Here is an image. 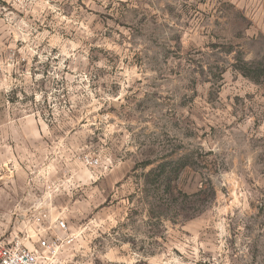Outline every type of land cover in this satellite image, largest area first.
<instances>
[{"label": "rangeland", "instance_id": "1", "mask_svg": "<svg viewBox=\"0 0 264 264\" xmlns=\"http://www.w3.org/2000/svg\"><path fill=\"white\" fill-rule=\"evenodd\" d=\"M0 50V122L38 115L0 237L38 207L74 236L54 264H264V0H0Z\"/></svg>", "mask_w": 264, "mask_h": 264}, {"label": "crops", "instance_id": "2", "mask_svg": "<svg viewBox=\"0 0 264 264\" xmlns=\"http://www.w3.org/2000/svg\"><path fill=\"white\" fill-rule=\"evenodd\" d=\"M7 18L9 20L10 15ZM7 34L8 42L6 45L11 49L15 45L13 41L16 37L11 32ZM25 35L28 36L26 38H32L34 34L30 35L28 33ZM17 53L23 57L24 62L21 63V67L24 73L33 69L38 70L37 46L29 47L24 45L17 49ZM4 115L6 117L4 116L2 122H0V178H10L12 174L15 180L16 176L23 174L24 166H22L19 160L28 161V163H25V169H29L31 174L38 176V163L36 161L38 155V115L36 113L16 114L13 116L11 114ZM25 173L27 174L28 172ZM30 181H33L35 185L38 184L37 177L29 178ZM29 182L24 178V181L19 183L20 189L25 195L28 194ZM4 189L2 188V190ZM24 210L23 207L17 205L14 208V213L19 212L20 214V212H25Z\"/></svg>", "mask_w": 264, "mask_h": 264}, {"label": "built area", "instance_id": "3", "mask_svg": "<svg viewBox=\"0 0 264 264\" xmlns=\"http://www.w3.org/2000/svg\"><path fill=\"white\" fill-rule=\"evenodd\" d=\"M14 55L13 52L5 58L0 50V82L5 80L7 68L20 60V57L17 58L16 55L14 58ZM29 210L34 212L32 214L36 225L34 234H29L23 239L0 237V264H54L53 260L61 243L74 240V236L68 233L69 227L64 218L53 219L47 211L38 213V207ZM44 221L49 224L43 225ZM56 229L66 233V236L60 237ZM24 240L28 241L30 245H27Z\"/></svg>", "mask_w": 264, "mask_h": 264}]
</instances>
